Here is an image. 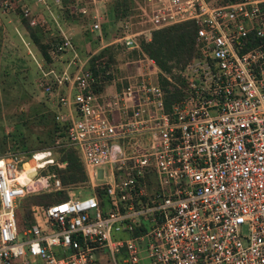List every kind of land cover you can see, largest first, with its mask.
Here are the masks:
<instances>
[{
    "label": "built area",
    "instance_id": "obj_1",
    "mask_svg": "<svg viewBox=\"0 0 264 264\" xmlns=\"http://www.w3.org/2000/svg\"><path fill=\"white\" fill-rule=\"evenodd\" d=\"M142 12L147 30L109 41L93 13L85 57L62 33L49 49L67 60L37 83L67 125L50 147L0 151V264H264V0H145ZM184 21L197 54L172 69L180 81L147 56L111 85L86 66L107 45L134 50ZM158 74L179 91L168 107ZM63 147L75 148L82 185L61 182ZM58 192L30 206L46 229L17 212Z\"/></svg>",
    "mask_w": 264,
    "mask_h": 264
},
{
    "label": "rangeland",
    "instance_id": "obj_2",
    "mask_svg": "<svg viewBox=\"0 0 264 264\" xmlns=\"http://www.w3.org/2000/svg\"><path fill=\"white\" fill-rule=\"evenodd\" d=\"M9 1L14 4L12 8ZM122 1L126 5L125 14L128 13V18L118 20L112 13L114 0H0V136L6 137L5 146L20 147V144H24V148H31L37 143L36 136L43 137L46 131L44 125L47 121L39 115L48 109L56 113L54 101L42 92L37 83L41 70L45 71L48 67H43L38 52L20 26L18 13L22 10L24 14H29L34 23H47L50 29L47 35L62 33L77 49H91L97 46L94 34L89 31L93 13L100 17L105 41L127 30H147L142 12L145 0ZM125 24L127 27H124ZM147 37L145 32L139 39ZM123 54L122 50L116 52V76L107 85L136 73V65H126L121 59ZM66 60L55 59L51 65L61 70ZM87 194L88 191L84 190L82 195ZM25 209L28 211L31 208L20 200L17 207L20 216L25 213ZM31 215L33 222L46 229L41 215L36 217L33 212Z\"/></svg>",
    "mask_w": 264,
    "mask_h": 264
},
{
    "label": "trees",
    "instance_id": "obj_3",
    "mask_svg": "<svg viewBox=\"0 0 264 264\" xmlns=\"http://www.w3.org/2000/svg\"><path fill=\"white\" fill-rule=\"evenodd\" d=\"M9 3L12 8L14 4L10 1ZM125 9L126 5L122 0H114L112 4V13L116 19L123 20L128 17V13L125 14ZM18 15L19 24L24 29L28 40L34 46L36 52H38V58L42 62L43 67L45 69L49 66L55 67V65H51L53 61L50 59L48 51L51 47L56 45L55 43H60L62 41V36L58 33L47 35L46 33L50 30L47 23L37 22L30 24V15L27 13L24 14L22 10ZM89 49L90 48L87 47L81 50L76 48L81 57H85ZM121 50L124 52V56L121 59L124 60L126 65L135 66L138 58L147 56L153 60L162 73L172 77L175 81H180V77L177 74H173L172 69H181L196 56L195 26L192 21H184L152 30L149 40L139 39L138 48L130 51L125 50L123 46L118 44L107 45L96 54H93L87 60L86 66L91 69L94 74H102L103 78L100 80H112L115 78V72L117 71L115 64L117 58L115 54L117 51ZM104 72H107V75H103ZM124 82L123 80V83ZM101 83H103V81ZM158 83L161 87L167 90L169 89V94L164 100L165 106L168 107L172 101L179 98V91L172 85H169L172 88L166 87L168 82L161 74H158ZM101 85L102 86H99L100 89L103 87V84ZM116 86L118 87L119 84L117 83ZM54 114L52 110L48 109L39 115V117H44L47 121V124L44 125L46 131L43 137L36 136L37 143L32 145L31 148H24V144H20V147L5 146L6 137L0 136V151L9 149L13 152H30L50 147L55 137L63 135L67 125V122L56 121L54 119ZM56 155L59 160L66 162L65 167L58 172L61 182L63 184H73L75 186L82 185L86 181V174L75 148L63 147L56 151ZM65 198L66 195L64 192L38 194L28 198L26 204H29V206L32 204L31 208L37 209V205L57 202ZM30 211L32 213L33 210H24L25 215L32 219L33 215H31ZM34 215L36 216V212Z\"/></svg>",
    "mask_w": 264,
    "mask_h": 264
}]
</instances>
